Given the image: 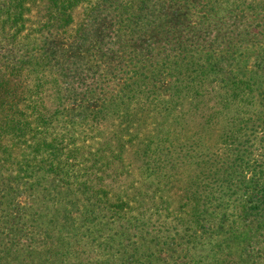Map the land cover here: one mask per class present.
Here are the masks:
<instances>
[{
  "label": "trees",
  "instance_id": "obj_1",
  "mask_svg": "<svg viewBox=\"0 0 264 264\" xmlns=\"http://www.w3.org/2000/svg\"><path fill=\"white\" fill-rule=\"evenodd\" d=\"M218 1L203 20L234 37L178 33L174 45L130 52L126 63L112 69L114 78H105L107 85L86 71L77 88L67 89L68 102L79 110L75 122L54 137L46 136L47 112L30 110L36 100L27 88L21 110L2 117L0 140L6 131L33 134L50 147L52 159L42 161L41 170L3 182L9 207L13 193L30 192V207L18 210L24 225L47 219L45 191L62 192L77 196L71 195L74 208L93 209L83 221H98L114 239L134 232L135 246L129 238L108 240L120 247L117 264H264V0L242 6L240 16L223 15ZM13 3L21 2L7 0V14ZM74 8H64L62 22ZM239 24L242 29H231ZM2 78L0 84L10 85ZM39 89L45 93L43 85ZM83 119L88 125L81 131L74 123ZM109 179L118 193L107 201V194L93 189ZM173 191L180 209L169 201ZM60 245L63 256L39 257L36 264H98L88 253L65 252ZM22 255L9 263L0 257V264H33Z\"/></svg>",
  "mask_w": 264,
  "mask_h": 264
},
{
  "label": "rangeland",
  "instance_id": "obj_2",
  "mask_svg": "<svg viewBox=\"0 0 264 264\" xmlns=\"http://www.w3.org/2000/svg\"><path fill=\"white\" fill-rule=\"evenodd\" d=\"M16 1L23 4L24 11L21 3H13L17 6L7 14V9L12 6L7 4V0L0 2V56L3 57L0 78L6 77L10 81V85L0 84V125L5 114L21 110V100L26 98L25 92L29 88L36 100L30 110L36 114L47 112V123L42 122L47 128V137H54L55 132L75 122L74 116L79 110L68 102L70 95L67 89L77 88L85 80L86 71L94 77V82L101 81L107 85L109 81L105 78H114L112 69L117 64L126 63L130 52L174 45L175 42L171 43V40L178 33L182 34L181 37L187 34L190 38L200 39H205L209 33L225 39L235 36L230 30H212L203 20L214 0ZM258 1L262 0H219L218 4L222 6L223 15L240 16L242 6ZM72 4L75 8L70 10L69 20L62 22L64 8ZM230 26L231 29H242L241 24ZM238 45L244 44L239 42ZM56 66L62 71H57ZM42 85L44 95L39 94ZM92 108L95 116L102 117L97 107ZM83 120L74 123L78 129L83 128L82 124L88 125L87 120ZM4 133L7 137L0 140V257L9 263L11 258L24 253L22 256H31L35 259L33 264H36L39 257L52 260L63 256L61 242L67 246L65 252L67 248L76 254L86 252L98 264H117L118 259L114 261V257L120 247L114 249L116 245L108 241L114 236L95 224V220L83 221L95 212L90 208H74L71 195L74 198L76 195L65 196L62 192L45 191L42 195L47 219L23 224V211L18 210L30 207V192L23 193V189H19L18 193H13L14 203L9 207L7 200L3 199L8 196L3 182L24 177L32 171L31 168L41 170L42 161L46 164L47 160L52 159L51 149L34 140L33 134H20L18 131ZM94 142L97 148L98 141L94 139ZM73 171L76 172V169ZM130 171L135 178L138 171L135 167H131ZM132 183L129 181L126 185ZM95 185L93 192L107 194V201L113 199L114 191L118 193V184L113 179L101 186ZM135 194L139 195V192ZM171 194V198L168 194L165 196L170 198L172 208L177 209L178 196L175 194L179 193L173 191ZM125 220L131 221L127 216ZM133 235V231L124 237L117 235L115 243H126L129 238L135 246L137 239ZM137 246H142V243ZM203 258L200 261L205 260V256ZM207 259L208 256L205 262Z\"/></svg>",
  "mask_w": 264,
  "mask_h": 264
}]
</instances>
